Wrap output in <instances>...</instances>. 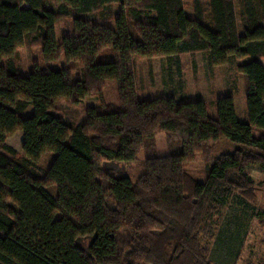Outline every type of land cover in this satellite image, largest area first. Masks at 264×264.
Masks as SVG:
<instances>
[{
  "label": "trees",
  "instance_id": "obj_1",
  "mask_svg": "<svg viewBox=\"0 0 264 264\" xmlns=\"http://www.w3.org/2000/svg\"><path fill=\"white\" fill-rule=\"evenodd\" d=\"M192 1L193 16L183 0H0V264H213V220L235 194L253 202L260 190L244 172L264 169V0H240L241 31L235 0ZM65 20L72 33L57 41ZM24 45L80 69L34 64L25 75L14 60ZM105 49L113 60L94 63ZM197 53L236 66L246 122L231 96L218 98L215 117L202 100L138 98L134 56L178 64ZM108 80L116 103L103 99ZM89 97L99 105L78 124L57 113L61 100ZM17 131L22 154L6 145ZM160 132L165 156L156 153ZM221 141L235 147L213 156ZM142 150L136 180L108 168ZM47 152L55 157L43 170ZM197 156L208 165L201 182L184 170Z\"/></svg>",
  "mask_w": 264,
  "mask_h": 264
},
{
  "label": "rangeland",
  "instance_id": "obj_2",
  "mask_svg": "<svg viewBox=\"0 0 264 264\" xmlns=\"http://www.w3.org/2000/svg\"><path fill=\"white\" fill-rule=\"evenodd\" d=\"M52 1V0H50ZM207 4V0H202ZM184 9L188 16H193V1L183 0ZM237 22L241 31L240 0H235ZM110 10L116 7L108 8ZM93 22H101L99 14L86 16ZM208 13L205 14L204 24H208ZM111 23V22H110ZM72 33V22L65 20L55 27L57 41L66 34ZM17 66L28 75L33 65L45 69H61L68 65L78 73L80 65L77 62H67L63 56L51 62H44L40 48L22 46L14 55ZM113 60L110 49L102 51L94 63L110 62ZM136 71V92L139 99L148 100L156 97L173 96L178 102L202 100L207 106L209 116H216V101L223 96H231L234 100L237 120L246 122V106L244 100V83L235 65L212 66L207 53L181 55L178 64L169 62L166 58L142 59L133 57ZM173 62L175 60H172ZM4 61H2L3 63ZM241 64L242 61L237 62ZM103 99L116 103V84L106 81ZM58 114L68 124H78L85 108L99 105L97 97H89L77 104H69L64 100L57 102ZM32 107L29 106L23 116H30ZM166 135L160 132L155 136L156 153L165 156L169 152ZM213 146V156L232 150L235 145L221 141ZM55 157L54 153H45L40 161V167L46 170ZM144 151L142 150L135 162L112 163L108 165L116 174L128 176L136 180L142 169ZM208 165L203 158H197L184 165V170L196 180L203 181ZM260 189L255 192V201L250 202L235 194L225 205L219 216L213 220L210 238L207 241L210 259L213 264H264V169L252 166L244 172ZM55 197L54 187L48 188Z\"/></svg>",
  "mask_w": 264,
  "mask_h": 264
},
{
  "label": "crops",
  "instance_id": "obj_3",
  "mask_svg": "<svg viewBox=\"0 0 264 264\" xmlns=\"http://www.w3.org/2000/svg\"><path fill=\"white\" fill-rule=\"evenodd\" d=\"M23 132L17 131L6 140V145L15 150L17 153L22 154Z\"/></svg>",
  "mask_w": 264,
  "mask_h": 264
}]
</instances>
